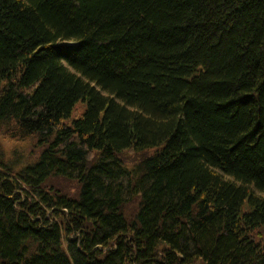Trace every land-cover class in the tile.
Listing matches in <instances>:
<instances>
[{"label":"trees","instance_id":"trees-1","mask_svg":"<svg viewBox=\"0 0 264 264\" xmlns=\"http://www.w3.org/2000/svg\"><path fill=\"white\" fill-rule=\"evenodd\" d=\"M0 129V264H264V0H0Z\"/></svg>","mask_w":264,"mask_h":264},{"label":"rangeland","instance_id":"rangeland-1","mask_svg":"<svg viewBox=\"0 0 264 264\" xmlns=\"http://www.w3.org/2000/svg\"><path fill=\"white\" fill-rule=\"evenodd\" d=\"M84 108H85L84 103L79 102L75 107V114H80L81 112H83ZM0 141L8 157H11L14 149H17L19 153L23 154L24 161L34 160L41 151V148L32 141L16 142V141H11V140L3 138L1 129H0ZM58 183L59 182H57L56 184ZM62 186H64V188L67 191L71 192L76 186V184L73 181H64V183H62ZM243 208L249 209L250 207L248 206V204H245ZM258 231L261 233L260 240L264 242V225L263 227L259 228Z\"/></svg>","mask_w":264,"mask_h":264}]
</instances>
